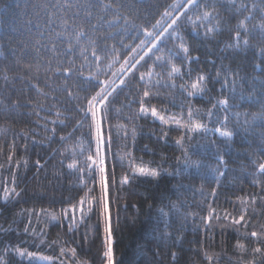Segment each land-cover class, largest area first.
Instances as JSON below:
<instances>
[{
	"label": "trees",
	"instance_id": "obj_1",
	"mask_svg": "<svg viewBox=\"0 0 264 264\" xmlns=\"http://www.w3.org/2000/svg\"><path fill=\"white\" fill-rule=\"evenodd\" d=\"M32 2L34 0H0V18L3 19L5 26L16 27L24 15V5ZM183 3L184 0H152L154 7L151 8L148 20L141 19L137 23H143L151 31L150 25L160 18V14L165 9L175 14L177 9L170 6L183 5ZM179 10L183 11V8ZM220 11L230 25L236 24V19L230 18L229 11L224 8ZM179 31L191 45L192 37L188 34L187 26L185 25ZM145 39L143 33L137 35L135 31L123 37V45L116 44L120 53L119 61L111 68L105 67L106 75H101L100 79L111 78L119 84V79L123 77L117 69L124 58L136 56L132 49ZM230 40L231 34L224 31L217 34L214 41H204L201 50L192 53L201 58L199 65H192L194 69L192 77L201 70L213 78H215L216 70H220L223 75H228L227 70L237 68L238 64L243 67L241 75L264 77V71L253 70L254 51L249 50L245 54L234 53L233 50L225 48ZM252 42L257 43L255 40ZM173 43L174 41H168L161 45V52L157 55H167ZM137 51L140 52V49ZM136 58L138 59V56ZM89 59H92L90 55ZM206 60H212L215 63H207ZM77 62H80L79 58ZM172 63L183 70V62L179 56L172 57ZM0 64L8 65L10 60H0ZM149 67H154L155 72L159 74L156 79L161 81L160 85L150 88L151 91L160 93V98L152 99L151 103L158 109L161 107L168 109L165 115L180 117V114L184 113L183 119L186 120L188 107L199 108L202 110L201 113L194 114L197 121L209 128L223 127L215 122L216 116L222 117V109L213 110L215 116L212 119L206 115L216 98L229 96L227 90L221 94V83L210 82L203 96L189 98L179 87L165 86L166 83H171L167 76L170 69L166 63L153 65L152 61L148 60L145 67L137 65L140 72H146ZM20 71V69L9 67L11 75ZM113 72L117 73L115 77L111 76ZM22 74L28 75L27 72ZM124 79L125 86L117 88L114 99L110 97L111 103L105 113L106 136L108 126H112V143L104 145L110 176L111 166L115 164L116 183L110 184V200L114 217L113 251L116 264H174L170 252L178 253L179 264H240L241 261L253 259L259 261L261 257L253 256L251 249L256 246L264 248V243L257 245L254 239L245 237L248 232L260 231V226L264 225V202H262L264 176L260 175L256 169L258 163L264 162V152H253L251 156L238 154L240 150L249 148L247 142H241L242 138L239 135L232 142V147L227 148L225 141L218 134L207 137L192 134V140H186L185 147H189V144L207 146L195 152L189 148L191 159L201 162L199 169H180L178 178L164 177L162 180L131 178L128 159L125 158L123 161L120 159L125 153L132 154L135 158L134 164L137 166L162 167L169 172H177L176 158L181 157L183 153L175 141L181 135L186 136L187 133L175 124L164 125L151 115L139 114L137 103L133 102L130 106H126L130 98L137 97V89L142 85L138 74H129ZM62 80L63 78H56L53 86L62 87ZM174 80L176 85L190 83V77L187 74L183 76V79L175 77ZM38 83L44 92L51 91L45 84L43 70ZM72 83L73 81L70 80L69 86ZM22 86L20 81L16 82L17 88ZM244 89L249 91L247 84L244 85ZM89 91H95V88H90ZM27 95L36 100H44V97L35 90H29ZM55 95L65 101L60 108L62 112L65 105L72 106L73 102L67 99L64 92H56ZM83 95L85 93H81V96ZM15 98H17L16 94H13L12 99ZM233 102L230 100V103ZM52 103L53 101L48 100L46 106ZM18 111L30 113L33 110L21 108ZM36 111L39 115H16L12 111L6 113L3 108H0V241L3 242L0 244V253L5 244H19L20 247L54 257L59 255L61 246L76 247L75 259L87 261L88 264H103L104 234L98 212L94 209L92 213H86L84 221L81 222L79 219L81 214L77 211L75 226L71 231L68 227L69 221L64 218L62 212L77 204L89 188L92 189L91 195H99V186L98 184L94 186L91 179L96 175L95 173H89L85 169V173L82 174L67 167L73 159L79 161L80 167H84V157L90 154L87 149H94L95 145L89 136L91 119L90 117L85 119L80 112L73 111L70 114L74 119L60 124L59 120H62L63 116L58 119L54 110L37 109ZM233 111L257 112L259 109L244 102L241 107ZM51 120H57V123L53 125L49 122ZM77 120L83 121V127L73 132ZM117 125H124L126 128H117ZM228 127L231 129L232 125L229 124ZM255 127L257 132L261 130L259 122ZM51 128H55V135L47 130ZM132 128L136 130L134 139ZM125 131L128 133L126 137L123 135ZM70 133L72 134L70 138L61 141L62 136L69 137ZM164 133H167L166 137ZM248 139L252 141L251 149L258 147L257 136L249 135ZM81 140L85 148L83 155L78 151L73 157L70 151H65L66 148L75 146ZM213 142L217 147H212ZM217 149L225 162L223 166L216 159ZM10 155L11 161L8 159ZM37 160L40 161L41 166L36 165ZM216 168L225 173L219 178V186L217 179L211 174V170ZM126 173L130 175L132 182L120 186L119 181ZM13 176H15L16 190H23V194L16 200L5 202L2 199L3 187L13 186ZM180 184L184 187L174 191L173 186ZM213 190L216 193L214 197L211 195ZM116 194H119V199H116ZM250 197L255 198V203H251ZM242 200L248 202L241 203ZM171 203H175L177 208H171ZM245 207L248 209L246 219L250 218L247 227L233 225L223 218L225 213L238 218L242 214L241 209ZM160 208L168 213L169 226L166 231L171 234L170 239L162 238L165 227L159 215ZM40 209L54 213L59 220H51L45 213L40 212ZM211 209H214L221 219L219 221L214 219L210 229H206L201 218L206 217ZM117 210L118 223L115 219ZM25 226L29 227L30 232L22 235ZM31 230H35V236ZM42 230L43 234H41ZM34 240L36 247L32 246ZM42 240L45 241L44 244H41ZM21 241H27V243H21ZM53 241L57 244L49 248L47 245H51ZM237 241L247 245V253L242 254L237 250L235 247ZM205 253L213 256V261H208ZM4 259L10 260L11 264H28L14 254L4 256Z\"/></svg>",
	"mask_w": 264,
	"mask_h": 264
},
{
	"label": "snow or ice",
	"instance_id": "obj_2",
	"mask_svg": "<svg viewBox=\"0 0 264 264\" xmlns=\"http://www.w3.org/2000/svg\"><path fill=\"white\" fill-rule=\"evenodd\" d=\"M152 7H154L152 0H34L32 3L24 5V15L16 27L5 26L3 19L0 18V60H10L8 65L0 64V108H3L6 113L12 111L16 115H39L37 109L54 110L58 119L63 116V119L59 120L60 124L74 119L70 114L73 111L80 112L85 119L89 117L91 119L89 136L95 147L87 149L90 154L84 157V167H80L79 161L76 159H73L67 167L82 174L85 173V169L89 173H95L96 175L91 179L94 186L98 184L99 195H91L92 189L89 188L77 204L72 205L70 209L62 210V212L64 218L69 221L70 231L75 226L77 211L81 214L79 217L81 222L84 221L86 213H92L94 209L98 212L104 234L103 264H116L113 251L114 217L110 200V184L116 183L115 164L111 166L112 174L110 176L104 145L112 143V126H108L106 136L105 113L111 103L110 97L114 99L117 88L125 86L124 78L129 74H138L142 87L137 89V97L130 98L126 106H130L133 102L137 103L139 114L151 115L164 125L175 124L187 133L186 136L181 135L175 141L183 153L181 157L176 158L177 172H169L162 167L137 166L134 164L135 158L132 157V154L125 153L120 159L122 161L125 158L128 159L131 178L143 177L153 180H162L164 177L178 178L180 169H199L201 162L191 159L189 148L195 152L197 149L207 146L189 144V147H185V141H191L192 134L206 137L218 134L225 141L227 148L232 147V142L239 135L242 138L241 142H247L249 148L240 150L238 154L251 156L253 152H264V77L241 75L243 67L239 64L235 69H228V75H223L220 70H216L215 78H213L201 70L195 77H192L194 71L192 65H199L201 59L199 55H192V53L200 51L204 41H214L217 34L224 31L231 34V40L225 45V48L241 54L253 50V70L264 71V0H184L183 5L170 6L177 9L175 14L165 9L160 14V18L150 25L152 30L149 31L148 27H145L143 23H137V21L148 20ZM180 8H183V11H180ZM221 8L231 13V19H236L237 22L234 26L222 17ZM185 25L188 34L192 37L191 45L179 31ZM132 31H135L137 35L143 33L146 38L132 49L138 59L136 56L124 58L123 63L117 69L123 77L119 79V84L111 78L101 80V75H106L104 68H111L120 59L116 44L123 45V37ZM254 40L257 43H253ZM168 41H174V43L168 49L167 55H157L161 52V45ZM137 49H140V52ZM89 55L92 57L91 60ZM177 56L183 62V70L172 63V57ZM78 58L80 59L79 63L77 62ZM148 60H151L153 65L166 63L170 69L167 76L171 83H166L165 86L179 87L189 98L203 96L208 90L210 82L221 83V94L227 90L229 96L216 98L206 115L212 119L215 116L213 110L222 109V117L216 116L215 122L223 127L209 128L204 123L197 121L195 115H199L202 111L199 108L188 107L185 120L183 119L184 113H181L180 117L165 115L164 113L168 109L163 107L158 109L153 105L151 100L159 99L160 93L151 91L150 88L160 85L161 81L156 79L159 74L155 72L154 67H149L146 72H140L137 68V65L147 66ZM206 62L215 63L212 60H206ZM9 67L21 71L11 75ZM41 70L44 73L46 86L51 89L49 92H44L38 83ZM22 72H27L28 75H23ZM185 74L190 77V83L176 85L174 78L183 79ZM116 75V72L111 73L112 77ZM58 77L63 78L62 87L53 86ZM70 80L73 81L71 86H69ZM17 81H20L23 86L17 88ZM245 84L248 85L249 91H245ZM93 87L95 91H89ZM29 90H35L44 97V100H36L34 97L28 96ZM56 92H64L67 99L73 102L72 106L65 105L62 112L60 108L62 104H65V101L56 96ZM81 93H85V95L81 96ZM13 94H16L17 98L12 99ZM48 100L53 101L50 106H46ZM230 100L234 102L230 103ZM244 102L258 107L259 111H233V109L241 107ZM21 108H30L33 111L30 113L19 112L18 110ZM49 122L55 125L57 120ZM257 122L261 126L259 132L255 127ZM229 124L232 125L231 129L228 127ZM45 126L47 127V125ZM81 127H83V121L77 120L73 132L78 131ZM116 127L126 128L124 125ZM47 130L52 131L55 135V128ZM131 131L134 139L136 130L132 128ZM71 135L70 133L69 137L62 136L60 139L64 141ZM123 135L126 137L127 131ZM249 135L258 137L257 148L251 149L252 141L248 139ZM164 136L166 137L167 133H164ZM212 147H217L214 142ZM65 151H70L73 157L77 155L78 151L83 155L85 152L83 141H78L75 146L66 148ZM8 159L11 161L12 156L10 155ZM216 159L221 166L225 164L218 149ZM36 165L41 166L39 160L36 161ZM256 169L260 175L264 176V162L258 163ZM211 174L217 179L219 186V178L224 176V171L216 168L211 170ZM81 182L83 183V181ZM131 182L130 175L126 173L121 177L119 184L124 186ZM12 185L11 188L3 187L2 199L5 202L16 200L23 194V190H16L15 176H13ZM180 187H184V185H174L173 190L178 191ZM262 191H264V186H262ZM211 195L213 197L216 195L215 190ZM116 199H119V194H116ZM249 200L251 203H255L254 197H250ZM247 202L241 201V203ZM170 207L175 209L177 205L171 203ZM158 211L165 227L162 238L170 239L171 234L166 231L169 226L168 213L163 208ZM40 212L45 213L53 221L59 220V217L52 212H47L44 209H40ZM247 212L248 209L245 207L241 209L242 214L238 218L227 213L223 218L233 225L247 227L250 221V218L246 219ZM115 219L118 223V210ZM201 219L206 229H210L212 221L214 219L219 221L221 217L215 213L214 209H211L208 215ZM29 224H31V219H29ZM260 228V231L253 230L246 233L245 238L254 239L257 245L264 243V225H261ZM31 231L35 236V230ZM29 232V227L25 226L22 235H27ZM41 234H43V230ZM21 243H27V241H21ZM44 243L45 241L42 240L41 244ZM0 244L3 242L0 241ZM56 244L57 242L53 241L51 245L47 246L52 248ZM32 246H37L35 240ZM235 247L242 254L248 252L247 245L240 241H237ZM251 253L253 256L259 255L261 259L259 261L256 259L241 261L240 264H264V248L256 246L251 249ZM10 254L19 257L21 261H27L28 264H88L87 261L75 259L77 256L76 247L61 246L59 255L54 257L38 251H29L28 248L20 247L19 244H5L2 253H0V264H11L10 260L4 259V256ZM170 255L174 264H179L178 253L170 252ZM205 257L210 262L214 259L207 253H205Z\"/></svg>",
	"mask_w": 264,
	"mask_h": 264
},
{
	"label": "rangeland",
	"instance_id": "obj_3",
	"mask_svg": "<svg viewBox=\"0 0 264 264\" xmlns=\"http://www.w3.org/2000/svg\"><path fill=\"white\" fill-rule=\"evenodd\" d=\"M29 251H32V250L29 249ZM42 254H43V253H42ZM44 255H46V254H44ZM47 256H50V255H47Z\"/></svg>",
	"mask_w": 264,
	"mask_h": 264
}]
</instances>
